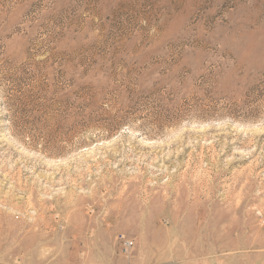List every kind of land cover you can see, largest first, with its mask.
<instances>
[{
  "label": "rangeland",
  "instance_id": "374dc122",
  "mask_svg": "<svg viewBox=\"0 0 264 264\" xmlns=\"http://www.w3.org/2000/svg\"><path fill=\"white\" fill-rule=\"evenodd\" d=\"M0 264H264V0H0Z\"/></svg>",
  "mask_w": 264,
  "mask_h": 264
}]
</instances>
